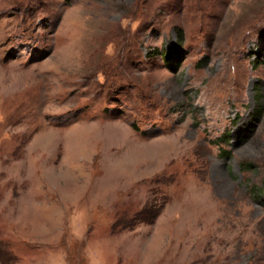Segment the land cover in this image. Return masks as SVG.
Listing matches in <instances>:
<instances>
[{"label": "rangeland", "instance_id": "rangeland-1", "mask_svg": "<svg viewBox=\"0 0 264 264\" xmlns=\"http://www.w3.org/2000/svg\"><path fill=\"white\" fill-rule=\"evenodd\" d=\"M263 36L264 0H0V264H264Z\"/></svg>", "mask_w": 264, "mask_h": 264}, {"label": "trees", "instance_id": "trees-1", "mask_svg": "<svg viewBox=\"0 0 264 264\" xmlns=\"http://www.w3.org/2000/svg\"><path fill=\"white\" fill-rule=\"evenodd\" d=\"M264 41V36H263ZM165 65L170 69L173 70L176 68L177 63L181 60L180 50L176 47L168 49L164 55L162 56Z\"/></svg>", "mask_w": 264, "mask_h": 264}]
</instances>
